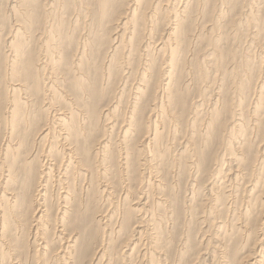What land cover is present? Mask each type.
<instances>
[{
	"label": "bare ground",
	"instance_id": "6f19581e",
	"mask_svg": "<svg viewBox=\"0 0 264 264\" xmlns=\"http://www.w3.org/2000/svg\"><path fill=\"white\" fill-rule=\"evenodd\" d=\"M0 264H264V0H0Z\"/></svg>",
	"mask_w": 264,
	"mask_h": 264
}]
</instances>
